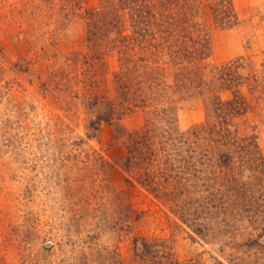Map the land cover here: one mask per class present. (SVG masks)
<instances>
[{
  "label": "rangeland",
  "instance_id": "374dc122",
  "mask_svg": "<svg viewBox=\"0 0 264 264\" xmlns=\"http://www.w3.org/2000/svg\"><path fill=\"white\" fill-rule=\"evenodd\" d=\"M218 2L197 0L182 36L196 47L209 39L208 57L194 60L206 67L208 85L219 66L243 63L247 81L238 83L245 107L232 132L251 147L229 152L214 144V154L175 150L171 165L160 164L178 136L191 132L189 139L201 145L214 132L207 123H216L206 117L201 98L172 99L178 135L154 139L166 150L157 153L156 199L136 182L135 172L122 170L126 151L116 124L103 123L96 134L89 130L100 105L120 95L116 78L142 86V49L121 39L118 28L88 39L91 10H118L117 17L106 13L104 22L128 25L123 3L0 0V264H264V225L251 232L237 208L241 191L264 186V0L227 2L237 18L229 29L218 27L209 10ZM156 44L145 55L170 73L177 70ZM146 119L139 112L121 125L132 131ZM254 155V167L239 163ZM193 165L201 170L199 180L188 173L184 182L182 168ZM175 185L183 192L166 194ZM207 185L219 190L225 207L208 208L214 202L207 203ZM260 202L252 197L249 210L264 217ZM172 203L177 208L171 210Z\"/></svg>",
  "mask_w": 264,
  "mask_h": 264
},
{
  "label": "trees",
  "instance_id": "16d2710c",
  "mask_svg": "<svg viewBox=\"0 0 264 264\" xmlns=\"http://www.w3.org/2000/svg\"><path fill=\"white\" fill-rule=\"evenodd\" d=\"M120 1L123 3L122 11L127 12L128 25L126 26L125 21L124 24H119L114 20L109 25L104 22V17L108 16L106 13L109 12L111 16L117 17L119 14L117 12H120L118 10L113 8L107 12L103 9L91 10L87 14L90 22L88 23L90 25L88 39L103 37L113 32L115 27L118 28L117 34L120 33L122 35L121 39H127L129 44L131 43V47L137 45L138 49H142L140 63L143 68L142 86L129 87L132 84H128L127 81L125 83L120 82L116 78L114 83L115 85L120 83V87L116 86L117 91H120V95L116 96L115 100L107 101L104 105H100L102 112L89 121V130L96 134L101 124H116L115 131L122 135L126 151V156L121 164L122 170L127 173L135 172L137 176L136 182L148 190L156 199H160V192L158 193L157 189L160 186L157 183V174L160 168L157 153L158 151L164 152L166 150H161L158 146L159 143L154 139L170 135L171 133L178 135V132L172 127V124L176 121L174 117L177 109L176 105H173L174 101L172 99L177 102L182 98H201L205 103L206 117L215 120L216 123L214 126L207 123L208 127L214 132L210 130L211 136L208 140L203 138L200 142L201 145H198L196 139L195 141L189 139L192 136L190 131L195 129L189 130L188 132L190 133L184 136H178L176 138L179 139L177 144L171 145V148L174 149L168 148L169 152L164 160L160 157V161L162 160L160 164L171 165L170 154L175 150L186 154L192 153L196 149H202L208 153L210 149L211 153L214 154V144L219 149L227 147L229 152L234 147L237 149L242 148V151L251 147V144L246 146L237 142V136L232 132L233 119L244 112L245 95L240 88L242 87V85L240 86L242 82L238 83V81L240 79L243 82L247 81L246 76L242 75L240 71L245 67H242L244 65L241 62L242 65L238 64L234 69L229 68L231 64L219 66V72L216 71V74L212 76V85H208L205 82L201 69L206 67H201L200 64L196 65L194 60L198 61L200 58L206 59L208 57L209 39L202 38L199 46L196 47L190 37L182 36L183 30H186L185 22H190V18L194 14V10H196L194 3L197 0ZM227 2H230V0H219L217 4L215 3L218 8H216L215 4H210L209 7L214 21L222 29H229L237 24V18L233 15V8ZM162 20L164 23H162ZM192 28L194 31V27ZM180 29L182 30L177 32ZM151 43H157L158 49L167 52L168 57H171V59H168L169 64L170 60H173L172 63L176 62L177 70L170 73V69H165L162 65L163 63L160 64L152 56L147 57L145 55L144 52L149 50L148 47ZM226 93L228 97L226 95L225 99L223 95ZM139 112L147 116L144 124L132 131L125 130L121 125L122 119ZM207 141L209 145H202ZM250 152L249 150L248 153L250 154ZM256 158L254 155L249 157V160L239 161V163L254 167L258 162ZM261 166V171L263 172L261 175H264V162ZM188 173L199 180L196 174L201 173V170L196 169L194 165L186 169L182 168L179 176L184 177H180V179L184 178L183 181L185 182L189 176L187 175ZM181 186L175 185L166 194L175 195ZM251 188L248 187L246 191L240 192L241 204H238L237 208L240 212L246 214L241 219L247 222L251 232H253L258 226L264 225V217L256 215L255 211L249 210V208L253 209L249 203L252 197L258 202H260L258 196H263L264 198V186L262 189H257L256 187L255 191H252ZM234 189L236 193L238 188ZM204 191H207V194L212 197L207 203L211 204V202H214L213 205H208V208L220 209L225 207L224 201L218 198L219 190L214 185H207ZM181 192H183L182 187ZM184 192H187L186 189H184ZM166 194L165 196H167ZM262 202L259 203V206L264 207ZM170 208L173 210L177 208V205L172 203ZM261 230L264 231L263 228Z\"/></svg>",
  "mask_w": 264,
  "mask_h": 264
}]
</instances>
